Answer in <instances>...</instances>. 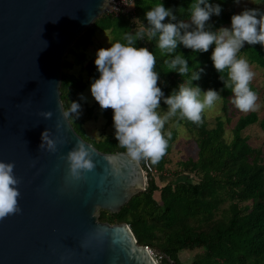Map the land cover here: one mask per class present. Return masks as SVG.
Segmentation results:
<instances>
[{
	"label": "water",
	"instance_id": "water-1",
	"mask_svg": "<svg viewBox=\"0 0 264 264\" xmlns=\"http://www.w3.org/2000/svg\"><path fill=\"white\" fill-rule=\"evenodd\" d=\"M111 4L0 0V161L14 163L20 191V211L0 219V264H159L128 223L99 219L146 189L143 164L101 151L62 114L65 56ZM46 130L55 152L40 148ZM79 143L94 168L73 176L67 155Z\"/></svg>",
	"mask_w": 264,
	"mask_h": 264
},
{
	"label": "trees",
	"instance_id": "trees-1",
	"mask_svg": "<svg viewBox=\"0 0 264 264\" xmlns=\"http://www.w3.org/2000/svg\"><path fill=\"white\" fill-rule=\"evenodd\" d=\"M264 4V0H258ZM194 0H135L132 12L114 14L102 13L92 25L76 40L65 56L61 96L65 111H69L71 102L85 105L82 93L88 82L100 73L95 65L96 57H90L86 51L94 44L97 31L108 32L110 43H126L124 35L143 28L147 33L148 22L145 13L163 3L177 15L178 19L190 20V5ZM220 3L222 13L210 20L212 30L225 25L231 26V17L236 13L235 0H210ZM169 22L166 18L165 23ZM146 26V27H145ZM109 43V47L111 44ZM158 36L150 38L147 34L143 41H137V47H147L156 57L155 70L160 73L159 86L165 96L185 82L186 86L198 85L202 90L212 88L222 98V116L217 117L216 126L209 128L206 115L202 113V123L197 125L179 116L172 117L177 124L184 125L198 146L197 158L190 157L179 162L176 171L178 179L160 185L155 174L147 175L146 189L136 193L117 213L101 209L99 219L111 224L126 222L130 225L139 244L149 246L159 252V264H184L180 258L182 250H196L190 264H264V151L249 142L242 134L243 130L258 122L264 130V117L259 118L256 111L241 115L232 128V139L225 138V123H231L229 101L230 89L224 87L220 74L215 70L211 53L214 45L206 53H193L180 45L176 54L189 61V72L181 77L169 72L165 60L171 57L162 54L157 47ZM72 55L73 58L69 56ZM238 56H245L250 63L264 70V46L245 45ZM79 69L77 75L73 68ZM203 68L201 79L192 81L194 71ZM86 72L87 78L83 76ZM264 74V73H263ZM227 80V70L224 73ZM253 91L256 86L250 84ZM85 111L72 124L78 133L84 136V123L95 114L96 104L85 105ZM101 109V108H100ZM161 109L167 105L161 101ZM106 126L113 125L111 109L101 110ZM72 123V122H71ZM114 128V127H113ZM115 129L104 133L99 139L89 136L88 140L103 152L126 151L115 139ZM177 133L171 131L165 155L158 163H150L156 171H163L168 163L167 154ZM145 160H141L144 166ZM188 172V173H187ZM187 173V174H186ZM193 174V175H192Z\"/></svg>",
	"mask_w": 264,
	"mask_h": 264
},
{
	"label": "clouds",
	"instance_id": "clouds-1",
	"mask_svg": "<svg viewBox=\"0 0 264 264\" xmlns=\"http://www.w3.org/2000/svg\"><path fill=\"white\" fill-rule=\"evenodd\" d=\"M235 2L238 4L240 0ZM222 11L220 3L194 0L190 5V20L185 21L160 3L145 13L147 33L143 28H136L124 35L126 43H110L111 47L97 51L95 65L100 75L91 84V95L102 111L112 110L115 139L130 160L158 163L168 147V139L162 132L165 122L178 115L180 119L199 125L205 109L222 98L214 89L204 91L198 85L186 86L185 82L165 96L159 86L160 73L155 70L154 53L147 47L135 46L146 34L150 38L158 36L157 47L162 54L171 57L164 61L169 72L181 77L189 72V61L181 54L172 56L180 45L193 53H206L214 45L211 60L224 87L231 90L232 105L242 113L256 109L258 96L250 87L255 73L238 53L245 45L264 46V11L245 8L232 15L231 27L212 30L211 18L220 16ZM166 18H169L167 23ZM225 70L227 80L222 75ZM203 72V68L194 71L192 81L200 80ZM161 101L167 105L164 115L158 111ZM62 114L65 119L73 114L79 118L81 105L71 102L70 110ZM42 115L51 119L53 114L49 111ZM42 141L40 148L46 145L48 150L55 152L56 143L49 131L42 133ZM67 160L73 176H79L81 170L94 168L91 153L83 143L69 151ZM14 167V163L0 161V219L20 211L19 181L14 175Z\"/></svg>",
	"mask_w": 264,
	"mask_h": 264
},
{
	"label": "rangeland",
	"instance_id": "rangeland-1",
	"mask_svg": "<svg viewBox=\"0 0 264 264\" xmlns=\"http://www.w3.org/2000/svg\"><path fill=\"white\" fill-rule=\"evenodd\" d=\"M236 13L239 14L242 12L245 8H257L261 11H264V4L259 2L258 0H240V3L235 4ZM108 12V11H105ZM224 27H231L229 25H225ZM95 44L91 46L88 53L91 55V53H94L97 51V48H108L110 43V35L108 32H101L98 31L94 37ZM95 56L92 55V57ZM70 58H73L72 55L69 56ZM242 58L248 59L245 56H242ZM251 70L255 73V76L252 80V84L256 86V94L258 96L257 99V107L255 110L258 113L259 118L264 117V70L262 67H260L257 64L250 63L248 61ZM77 75L81 73L79 66L77 68H73L72 70ZM83 76L85 79L87 78L86 72H83ZM99 77L92 78L88 84L87 88L82 93L81 100L86 105H93L96 104L95 114L91 118H88L86 122L84 123V128L86 135L99 140L104 133L112 132L113 131V125L106 126V119L104 118L99 104L95 101V99L91 95V84L94 82L95 79H98ZM212 89V88H208ZM204 89V91L208 90ZM221 95V94H220ZM232 96V95H231ZM230 96V98H231ZM222 103L223 98L217 100L214 105L210 108L205 109L204 113L206 115V120L208 122L209 128L216 126V121L218 116H222V118L226 121V116L222 110ZM85 105H82L81 107V113L85 111L86 107ZM161 115H164V113L167 110L158 109ZM250 112V111H249ZM248 113V112H247ZM229 114L232 117L231 123H225V138L227 141H230L232 139V128L235 125L238 118L246 113H242L239 110H237L231 103V99L229 101ZM72 124H76L75 119H71ZM171 131H175L177 133L174 141L172 142V149L167 154L168 163H166L165 169L163 171H155L153 174H155V178L158 181L160 185H164L169 181H173L175 179H178L176 174V171L180 169L179 162L182 160H187L190 157L197 158V152H198V146L197 143L193 137V134L188 131V129L184 125L177 124L173 121V118H169L164 125V128L162 129L163 134L167 137H169V133L171 135ZM242 134L244 136H247L249 138L250 144H252L255 147H260L264 151V130L260 127L259 123L256 122L248 127H246ZM85 139H88L87 136H84L81 134ZM89 140V139H88ZM188 173V172H187ZM186 173V174H187ZM193 175V174H192ZM99 217H100V211H99ZM152 251L159 255V252L157 250L152 249ZM199 250H182L180 252V258L183 261L184 264H190L194 255ZM160 260V256H158Z\"/></svg>",
	"mask_w": 264,
	"mask_h": 264
},
{
	"label": "built area",
	"instance_id": "built-area-1",
	"mask_svg": "<svg viewBox=\"0 0 264 264\" xmlns=\"http://www.w3.org/2000/svg\"><path fill=\"white\" fill-rule=\"evenodd\" d=\"M112 4L109 7V12L114 14H119L122 12H132L134 10L135 0H111ZM144 172L147 177L148 174L154 173L156 169L150 163V161H144ZM153 253L157 261L159 262V258L157 254H155L149 246H146Z\"/></svg>",
	"mask_w": 264,
	"mask_h": 264
},
{
	"label": "crops",
	"instance_id": "crops-1",
	"mask_svg": "<svg viewBox=\"0 0 264 264\" xmlns=\"http://www.w3.org/2000/svg\"><path fill=\"white\" fill-rule=\"evenodd\" d=\"M97 32H98V31H97ZM101 32H103V31H101ZM94 44H95V41H94ZM94 44H93V45H94ZM93 45H92V46H93ZM90 48H91V47H90ZM90 48H89V50H90ZM100 48H102V47L97 48V51H98ZM89 50L86 51L87 55L90 56V57H92V55L95 54V57H96L97 51H95L94 53H91V55H90V54L88 53Z\"/></svg>",
	"mask_w": 264,
	"mask_h": 264
}]
</instances>
